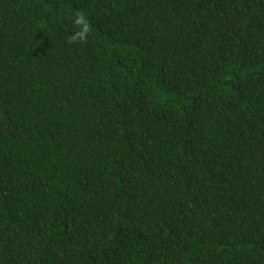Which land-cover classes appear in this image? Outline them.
<instances>
[{
  "label": "trees",
  "instance_id": "1",
  "mask_svg": "<svg viewBox=\"0 0 264 264\" xmlns=\"http://www.w3.org/2000/svg\"><path fill=\"white\" fill-rule=\"evenodd\" d=\"M0 264H264V0H0Z\"/></svg>",
  "mask_w": 264,
  "mask_h": 264
},
{
  "label": "clouds",
  "instance_id": "2",
  "mask_svg": "<svg viewBox=\"0 0 264 264\" xmlns=\"http://www.w3.org/2000/svg\"><path fill=\"white\" fill-rule=\"evenodd\" d=\"M71 23L74 28L68 33L66 41L68 44H80L89 39L92 28L87 14L83 11L75 13Z\"/></svg>",
  "mask_w": 264,
  "mask_h": 264
}]
</instances>
